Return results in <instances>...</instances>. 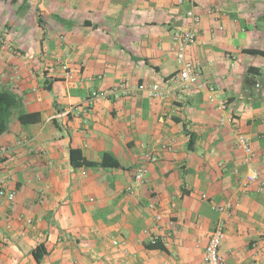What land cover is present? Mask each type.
<instances>
[{
	"label": "crops",
	"instance_id": "1",
	"mask_svg": "<svg viewBox=\"0 0 264 264\" xmlns=\"http://www.w3.org/2000/svg\"><path fill=\"white\" fill-rule=\"evenodd\" d=\"M195 2L200 26L187 58L201 87L182 90L170 36L185 29L187 6L176 0H0V32L17 51L0 46V91L40 117L23 126L14 115L0 135V146L23 142L2 165L14 199L0 198V264H203L218 224L223 264H264V57L245 53L264 51V0ZM121 82L168 94L69 112ZM71 150L96 163L110 154L118 166L73 168ZM146 152L157 161L137 186Z\"/></svg>",
	"mask_w": 264,
	"mask_h": 264
},
{
	"label": "built area",
	"instance_id": "2",
	"mask_svg": "<svg viewBox=\"0 0 264 264\" xmlns=\"http://www.w3.org/2000/svg\"><path fill=\"white\" fill-rule=\"evenodd\" d=\"M176 4L180 6H187L185 10V29L174 31L170 36L172 50L178 64L177 87L179 89L186 90L193 86H200L198 84V80L201 76V68L198 64L193 63L187 58L188 50L196 40V35L200 26V18L196 12L197 6L195 0H176ZM0 46L13 54H17V51L14 49L12 44L6 41L1 32ZM60 65L62 70L68 74L67 79H72L71 74L68 72L67 63L64 62ZM14 78H17L15 70H13L10 79L13 80ZM138 92H145L150 99L154 100H164L168 94L167 88L161 84L138 83L135 85H130L127 82H121L116 86L107 89L92 91L86 99V106L71 107L69 112H71L74 116H78L81 111H85L88 106L92 105L96 101L130 98L135 96ZM209 100L213 102L215 100V97L213 95H210ZM217 106L221 111L226 110V103L224 101H218ZM229 123L235 136L237 146L244 151V153L246 154V161L249 162L253 157V152L247 137L242 131H240L238 124L233 117H230ZM22 143L23 142H18L17 146H21ZM17 146H0V198H4L7 201H12L14 199V191H9L6 188V180L3 176L2 165L6 156L13 151L14 147ZM155 161H157V158L154 156V154H151L149 152L143 154L142 163L138 166L133 175V181L137 186H140L145 182L148 172L147 164ZM257 180V173L247 176L246 179L247 183H253ZM126 190L129 192V194H134V190L132 187H127ZM155 219L159 221L161 219V215L157 214ZM27 222L28 224L31 223L30 220H28ZM224 237V227L222 224H218L209 235L202 259L203 264H223V260L219 255V247L223 242ZM158 240V237H152L150 241L151 245L157 244ZM112 244L118 245V242L112 240Z\"/></svg>",
	"mask_w": 264,
	"mask_h": 264
},
{
	"label": "trees",
	"instance_id": "3",
	"mask_svg": "<svg viewBox=\"0 0 264 264\" xmlns=\"http://www.w3.org/2000/svg\"><path fill=\"white\" fill-rule=\"evenodd\" d=\"M245 53L251 55H257L264 57V51L260 50H246ZM251 82L250 79H248ZM21 102L18 97L11 91L2 90L0 91V135L6 133L9 128L10 121L14 115L19 124L27 126L39 121L40 117L36 113H24L21 110ZM191 145L189 141L188 146ZM70 163L73 168L78 167H117V161L112 158L110 154H104L103 159L100 163L87 161L79 155L75 150L70 151ZM153 248H162L159 244L152 245ZM35 259L39 260L40 255L35 254Z\"/></svg>",
	"mask_w": 264,
	"mask_h": 264
}]
</instances>
